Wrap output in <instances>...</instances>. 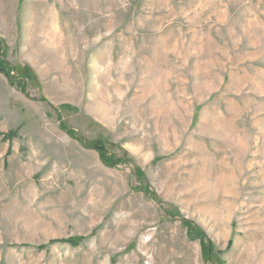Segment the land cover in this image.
<instances>
[{
  "label": "rangeland",
  "instance_id": "rangeland-1",
  "mask_svg": "<svg viewBox=\"0 0 264 264\" xmlns=\"http://www.w3.org/2000/svg\"><path fill=\"white\" fill-rule=\"evenodd\" d=\"M0 62V264H264V0H0Z\"/></svg>",
  "mask_w": 264,
  "mask_h": 264
},
{
  "label": "trees",
  "instance_id": "trees-1",
  "mask_svg": "<svg viewBox=\"0 0 264 264\" xmlns=\"http://www.w3.org/2000/svg\"><path fill=\"white\" fill-rule=\"evenodd\" d=\"M0 70H2V71L5 70V66H4L3 62H0ZM88 146H91L92 148H97V149H100V150L104 149V146L102 145V143L100 141H95L94 143L93 142H88ZM106 155H107L106 153H103V160H104L105 163L111 164V163L116 161L115 159H113L111 161L110 158H108ZM107 160L111 161V163L107 162ZM67 241L70 242L73 245H76L78 243V238H71V239H68Z\"/></svg>",
  "mask_w": 264,
  "mask_h": 264
}]
</instances>
